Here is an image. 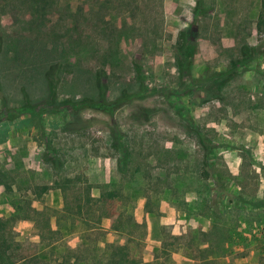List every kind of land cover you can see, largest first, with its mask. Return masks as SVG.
Here are the masks:
<instances>
[{"label":"rangeland","instance_id":"obj_1","mask_svg":"<svg viewBox=\"0 0 264 264\" xmlns=\"http://www.w3.org/2000/svg\"><path fill=\"white\" fill-rule=\"evenodd\" d=\"M261 1L0 0L3 260L264 264Z\"/></svg>","mask_w":264,"mask_h":264},{"label":"trees","instance_id":"obj_2","mask_svg":"<svg viewBox=\"0 0 264 264\" xmlns=\"http://www.w3.org/2000/svg\"><path fill=\"white\" fill-rule=\"evenodd\" d=\"M31 1L39 2V1H46V0H31ZM256 25H257V28L264 27V0L261 1L260 11L258 14ZM195 48H196V43L193 41L191 36L189 38V34L187 32L186 33L180 32L179 36H178V44H177V48H176V52H177L176 66H177L179 73L185 74V75H188L190 73V68H191V64H192V57L194 55ZM253 52H254V54H256V52H257V48L254 46L244 45L243 47H241L240 48V56L234 60L233 67L235 68L238 66H242L243 64H246L249 60L252 59V57L254 55ZM221 74H223V73L221 72ZM232 74H231V70H229L228 71L229 76L227 78L232 77L233 76ZM216 75L218 76V75H220V73L212 74V76H209L210 79L208 78V81L210 82V86L206 87V91L209 94H211V96H213V97H217L219 95L218 91L220 90V88L224 84L223 82H221V83L217 82V80H216L217 77H215ZM46 80H47L49 90H52L56 86V82H57V80L55 78V74L53 73V70L46 72ZM129 95L130 94H123V97L128 98ZM122 102L123 101L121 100V98L116 99L114 101V103H119V104ZM104 103H105V101H104V98L102 97L96 101L95 105H96V107H98L99 105H103ZM71 104L74 107H77L80 105V103L78 101H71ZM18 109L20 112L26 113V112H31L33 110V107L30 105V101L26 100L24 105L20 106ZM208 150L206 152H208ZM36 187L38 189L37 193H43L49 188L47 185H43V186L40 185V186H36ZM113 198H114V192L113 191H102L101 197H100V202L110 203ZM261 207H264V202H262ZM111 215L112 214L108 213V214H105V217H108ZM1 224H3L2 221H0V228L2 226ZM7 249H8L7 244H5L4 246H0V257L2 258L0 260V264H14L16 261H18V260H10L9 256L6 257L7 260H3V256H4ZM89 252H90L91 256L96 257L97 259H99V258L105 259L107 257L105 255V254H107L106 252L98 256L96 253V250L93 248H91V250H89ZM79 254L76 255L78 261L82 260V257L80 258L81 254L80 255ZM109 256H110L109 260H113L112 258H114L115 254L111 253ZM76 257L74 256L75 260H76ZM21 258H23V256H21ZM128 260H129L128 254L126 253L123 257L119 258L116 263L117 264H123L124 261H128ZM75 263H72V264H75Z\"/></svg>","mask_w":264,"mask_h":264}]
</instances>
